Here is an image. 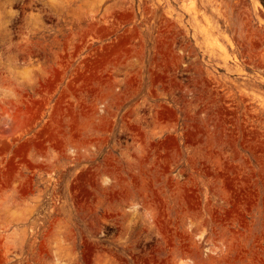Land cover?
<instances>
[{
	"label": "rangeland",
	"instance_id": "1",
	"mask_svg": "<svg viewBox=\"0 0 264 264\" xmlns=\"http://www.w3.org/2000/svg\"><path fill=\"white\" fill-rule=\"evenodd\" d=\"M0 264H264V0H0Z\"/></svg>",
	"mask_w": 264,
	"mask_h": 264
},
{
	"label": "clouds",
	"instance_id": "2",
	"mask_svg": "<svg viewBox=\"0 0 264 264\" xmlns=\"http://www.w3.org/2000/svg\"><path fill=\"white\" fill-rule=\"evenodd\" d=\"M16 93L12 88H4L0 87V100L7 99V98H15Z\"/></svg>",
	"mask_w": 264,
	"mask_h": 264
}]
</instances>
